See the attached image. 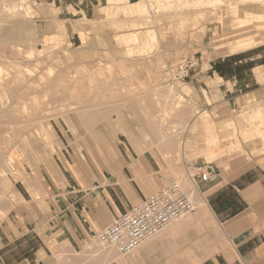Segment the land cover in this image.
I'll use <instances>...</instances> for the list:
<instances>
[{
    "label": "crops",
    "instance_id": "1",
    "mask_svg": "<svg viewBox=\"0 0 264 264\" xmlns=\"http://www.w3.org/2000/svg\"><path fill=\"white\" fill-rule=\"evenodd\" d=\"M94 2L78 0L79 10L83 8L91 20L100 15L102 8L99 0ZM247 2L253 5L245 12L259 13L255 8L262 4ZM251 25L245 23L230 33H225L229 30L218 24L208 25L196 46L198 65L184 80L199 109L211 114L218 148L217 157H208L207 128L200 123L197 125L200 130L193 132L190 129L196 118L178 120L190 128L176 142L184 141L183 144L194 148L182 151L184 162L176 169L192 160L200 165L212 163L220 178L214 182L197 178V197L204 204L196 201L191 218L174 221L128 257L109 264H264L263 143L256 139L246 143L241 137V130L244 133L257 128L251 114L264 112V83L259 80L264 73L261 53L264 44L238 53L219 52L221 44L251 38L235 37ZM103 28L99 25L91 31L80 26L71 34L70 41L83 45L88 37L102 35ZM230 37L234 40L223 41ZM256 99L260 104L252 107ZM248 102L253 104L243 110ZM230 118L231 124L227 122ZM155 130L154 126L150 139L128 138L127 151L114 164L98 166L91 158L82 160L77 154H64L69 157L65 163L61 158L57 160L47 172L46 184L40 187L41 203L18 207L0 225V264H96V253L92 250L95 232L143 202L155 189L165 186L168 174L175 172L159 159L162 154L155 147L162 145V139ZM233 130L244 148L246 145L254 148L245 149L248 157L232 151L237 141ZM135 144L154 148L140 153Z\"/></svg>",
    "mask_w": 264,
    "mask_h": 264
},
{
    "label": "rangeland",
    "instance_id": "2",
    "mask_svg": "<svg viewBox=\"0 0 264 264\" xmlns=\"http://www.w3.org/2000/svg\"><path fill=\"white\" fill-rule=\"evenodd\" d=\"M91 1L94 2L95 0ZM17 2L18 4H22V11L9 13L5 9L6 2L0 0V7L2 6L0 8V33L5 29H9L12 35L11 40L5 41L4 45L0 44L1 64H3L5 69L3 77L7 79V77L11 78L18 75L20 80L16 84L21 83L23 85L22 99L13 105L7 106L6 104L5 111L3 110L4 113L0 115L2 118H0V141L2 142L3 136L6 137L7 133L12 139V150H15L20 156V163L18 162L16 164L17 169L14 166L11 172L7 171V174L12 177L13 186L10 187L5 181L2 182L3 189L6 192V197L4 198L7 199L9 208L2 219H0V225L18 207H29L30 204L37 201L41 203L38 199L40 197L39 191L40 187L46 184L47 172L51 170L52 165H56V161L60 160V158L64 163L67 161L66 159L69 157H64V154L68 156L77 154L79 159L82 160L91 158L98 166L114 164L118 159L117 157H123L122 154H125L127 151L126 143L128 138L132 141L135 139H150L153 128L151 127V123L144 117L145 114L149 115L153 121L168 119L164 121V123L166 122L165 125L169 128L168 131H170L171 135L179 137L181 140L184 131L189 130L190 127H185L181 123H178L179 119L177 120L173 116L174 114L170 116V114L166 115L163 112V105L166 101L163 96L166 94L167 87L174 86L179 90H183L189 84L187 81H172L168 69L169 66H174L183 56H196L197 43L202 32L208 25L218 24L224 27L225 30H229V32L225 33H230L234 32L238 27L239 29L244 27L245 23L246 25L252 24L251 28H248L241 35L235 36L236 38L251 36L253 39L251 40L252 43L248 44L249 41L242 38V41L240 39L235 42L233 41L230 46L221 44L219 46V52L221 53H238L256 45L264 44V21L262 24L255 23L257 19L251 16L250 19H246L245 23L236 24V20L245 16V10L253 5L252 2L242 3L240 0H225V3L221 6L193 7V10L191 9L184 14L186 15V22L180 28L172 26L173 22L171 19L158 17L156 24H154V29L157 30L160 39L158 38L154 46L140 53L138 49L140 43L126 42L120 40L119 36L121 33H124V30L125 32L134 30L140 32L139 34H144L147 27L141 30L139 27L135 29L136 27L128 26L129 17L123 11H119L114 16H105L101 9L108 5V3L104 0H99L102 8H96L100 9V15H96V19L87 23L88 25L83 20L88 18L86 11L83 8L79 10L78 5L80 4L78 0H18ZM124 5L122 2L111 4V6L117 7H124ZM232 5L237 6L239 10L237 15L231 12L230 7ZM257 7L255 8L256 12H264V3ZM133 18L138 19L137 16ZM178 19L179 16L176 18V21ZM3 23L6 24L4 25ZM59 23L64 24V28L62 27L64 30L59 28V25H61ZM23 24L27 27H23ZM99 25L104 26V31H109L107 35L102 31V35H96V38L94 36L93 38L88 37L86 41L84 40L85 43L80 46H77L73 42L74 40L72 42L70 41L71 34L73 35V33L77 32L80 26H86L88 30L92 31V27L95 30V27ZM22 29H24V32L27 30L26 33L29 34L30 38L26 33L24 34ZM16 31L17 33L18 31H22L23 38L26 40H17L16 38H20V36ZM49 32H51V36L46 37L49 35ZM84 37L82 34L83 39ZM229 40H234V37L223 41L227 42ZM44 47L48 50H45L48 53L40 52L39 55V51H37L33 56L28 55L31 48L41 49ZM130 49L134 50H132L133 52L131 54L129 53ZM261 53L264 57V51ZM41 54L47 58L44 59L41 57ZM38 55L40 59H38ZM29 57L31 59L33 58V60L31 61ZM36 61L39 62L37 63ZM16 64H19L21 68L17 69ZM11 67L16 69V71ZM37 67L39 68L36 69ZM49 67L54 69L52 76L48 75ZM38 70L45 74L44 79H41ZM57 77H59L58 80H56ZM259 80L264 83V73ZM70 81L73 83L71 87L69 86ZM182 93L184 95L186 94V102L194 100L192 98L193 93L191 88L188 92L182 91ZM46 94H48L47 98ZM34 96L38 97L39 102L42 104L38 108L37 123L32 122V109L30 111L28 109L33 107L34 110L35 108L32 102ZM96 96L97 99H95ZM178 97L179 94L175 93L172 100ZM74 101L77 103H74ZM24 102L27 103V107ZM249 102L242 107L243 110L253 104ZM57 103H60L62 106ZM254 104L252 107L260 103L257 100ZM60 107H65V110H70L71 123L65 119V116L59 115L63 109ZM195 110L196 112L201 111L199 107ZM215 112L216 110H214V115L217 114ZM236 113L238 112L236 111ZM3 114L7 115L4 116ZM252 122L253 124L258 123L256 125L258 128L264 127V120L259 122L252 120ZM255 130L249 131L248 137L241 130L242 141L248 143L256 139L257 141L262 140V143H264V138L254 134ZM37 138L40 141L35 142ZM105 138L107 140H104ZM23 139L28 140L26 142ZM236 140L238 139L236 138ZM78 141H80L81 147H78ZM2 147H4L2 152L5 154L9 146L3 143ZM134 148L137 152L142 153L154 147L135 144ZM155 148L159 149L162 154L160 159L166 164L168 169L175 168L178 165L181 166L180 164L184 162L182 151L177 157L178 161L175 160L176 163H171L172 160L169 158V155L171 156L172 154L164 153L161 146H156ZM189 148L192 149L194 147H185V149ZM246 148L254 149L250 145H246L244 148V145L238 141L232 151L248 157ZM261 149V153H264L263 146ZM88 150L90 154H88ZM6 158L1 159L2 161L0 160V165L3 166V163H6ZM195 164V161L192 160L185 167H181L180 177L179 172L168 174L165 185L170 179H181V177L183 178L182 181L187 185L189 183V176L195 175L196 173ZM162 187L154 191H158ZM30 191L32 193L35 191L37 196H33ZM196 201L199 204H204L203 200L199 197H196ZM191 217L192 215L186 217V219ZM95 241L96 239L93 238L92 243H98ZM92 248L95 253L99 250L94 248V245H92ZM114 252L115 255L112 261L122 260L129 256L120 255L115 249Z\"/></svg>",
    "mask_w": 264,
    "mask_h": 264
},
{
    "label": "bare ground",
    "instance_id": "3",
    "mask_svg": "<svg viewBox=\"0 0 264 264\" xmlns=\"http://www.w3.org/2000/svg\"><path fill=\"white\" fill-rule=\"evenodd\" d=\"M2 1V0H1ZM6 2L5 4V9L7 10V12L9 13H16L19 11H22L21 7L22 4H18V0H3ZM242 2H247V1H255L258 4H263L264 0H240ZM106 3H108V5H106L104 8H102V12L104 13L105 16H114L116 15L119 11H123L128 17V21L129 24L128 26L131 27H136L135 29H137L139 27V29H143L147 27V30L144 32V34H139L140 32L137 31H130L129 32H125L119 36L120 40L126 41V42H137L140 43V47L139 49V53L142 51H145L147 48L154 46L155 43L158 41L159 38V34L157 32L154 26V24H156V19L158 17H164L167 19H171L172 26H176L177 28L182 27V25L186 22V15H184L187 11L191 10L193 7H203L207 6V7H211V6H221L225 3V0H105ZM124 3V7H117V6H111V4H118V3ZM74 3V2H73ZM49 4V3H48ZM47 6V5H46ZM2 7V6H1ZM0 7V8H1ZM44 7V6H43ZM48 8V7H46ZM45 9V8H44ZM214 9V8H213ZM47 10V9H45ZM193 10V9H192ZM218 10V9H217ZM231 12L234 15H237V13L239 12V10L237 9V6H233L230 7ZM196 11V10H195ZM45 12V11H44ZM89 14V13H88ZM85 15V14H84ZM213 15V14H211ZM138 17L137 18H133V17ZM179 16L178 21H176V18ZM182 16V17H181ZM184 16V17H183ZM209 16V15H208ZM251 16H254V18L257 19V21H264V12H259L257 14H254L253 12L250 11H246L245 12V16L240 18L237 21V25L239 24H243L246 22V19H250ZM192 18V16H191ZM208 18V17H207ZM194 19V18H193ZM26 20V19H25ZM85 21V24L88 25L87 23H90L93 20H90L88 18L83 19ZM120 20V19H119ZM15 21V20H14ZM13 21V22H14ZM109 21V20H108ZM123 21V20H122ZM20 22V19H19ZM102 22V21H101ZM100 22V23H101ZM177 22V23H176ZM21 23V22H20ZM23 23V21H22ZM25 23V22H24ZM103 23V22H102ZM115 23V22H114ZM4 24V23H3ZM6 24V23H5ZM4 24V25H5ZM11 24V23H9ZM7 24V25H9ZM61 25H59V28H64V24L63 23H59ZM117 24V23H116ZM115 25V24H114ZM153 25V26H152ZM22 26V25H21ZM26 26L25 24H23V27ZM27 27V26H26ZM62 28V29H63ZM61 29V30H62ZM13 30V29H12ZM16 30V29H15ZM30 31V29H28ZM64 30V29H63ZM22 31L24 32V29H22ZM22 31H16V33L20 36V38H16L17 40L20 41H24L26 39L23 38V33ZM28 31V33H29ZM178 31V30H177ZM176 31V32H177ZM27 32V30H25L24 34ZM123 32V31H121ZM142 32V31H141ZM161 32V31H160ZM165 33V32H164ZM179 33V32H178ZM27 34V33H26ZM27 36L29 37V34H27ZM163 36V35H162ZM165 36V35H164ZM11 32L9 29H5L4 31H2L0 33V44L4 45L5 41L11 40ZM25 37V36H24ZM26 38V37H25ZM30 38V37H29ZM15 39V40H16ZM34 39V38H33ZM160 39V38H159ZM35 40V39H34ZM43 40V39H42ZM248 40V44L252 43L251 40H253L252 38H248L245 39ZM240 41H242V39H240ZM118 42V41H117ZM34 43V42H33ZM231 43H229L228 45L230 46ZM128 45V43H127ZM130 45V44H129ZM227 45V46H228ZM53 48V46H52ZM58 48V47H57ZM133 48V47H132ZM47 50L45 47L44 48H31L29 51V56H33L37 53V51H39V55L40 52H47L45 51ZM56 50V47H55ZM58 50V49H57ZM133 49L129 50V53L131 54L133 51ZM57 52V51H56ZM48 53V52H47ZM52 53V52H51ZM57 54V53H56ZM152 54V53H151ZM38 55V56H39ZM118 56V55H117ZM145 56V55H142ZM150 56V55H148ZM41 57L42 54H41ZM18 58V57H17ZM26 58V57H25ZM30 58V57H29ZM35 58V56H34ZM38 58V57H37ZM40 59V56L39 58ZM44 59L47 57H43ZM42 58V59H43ZM31 59V58H30ZM29 59V61H30ZM61 59V58H60ZM117 59V58H116ZM120 59V58H119ZM24 60V59H23ZM33 60V58L31 59V61ZM58 60V59H57ZM48 61V60H47ZM46 61V62H47ZM53 61V60H52ZM37 63L39 61H36ZM35 62V63H36ZM56 62V61H55ZM85 62V61H83ZM24 63V62H23ZM26 63V62H25ZM44 63V62H43ZM93 63V62H92ZM8 64V63H7ZM29 64V63H28ZM27 64V65H28ZM47 64V63H45ZM44 64V65H45ZM84 64V63H83ZM59 65V63H58ZM76 65V64H75ZM79 65V64H78ZM82 65V64H80ZM86 65V64H85ZM15 66V65H14ZM25 66V65H24ZM32 66V65H29ZM57 66V65H56ZM83 66V65H82ZM45 67V66H44ZM54 67V66H52ZM58 67V66H57ZM77 67V66H76ZM89 67V66H88ZM13 68V67H11ZM16 68L20 69L21 66H19V64H16ZM39 67H37L36 69H38ZM84 68H86V66H84ZM14 69V68H13ZM89 69V68H88ZM16 71V69H14ZM78 70V69H77ZM93 70V69H92ZM25 71V69H24ZM32 71V70H31ZM84 71V70H83ZM87 71V69H86ZM5 69L3 64H1V57H0V115L2 113H4V109H5V105H13L15 102H19L20 99H22L23 96V85L21 83L16 84V82L18 83V81L20 80V77L14 76V77H7V79H4V73ZM39 72V70H38ZM31 73V72H30ZM32 73L34 74V72L32 71ZM41 77V79H44V75L42 72L38 73ZM54 74V69L49 67L48 69V75L52 76ZM36 75V73L34 74ZM38 76V75H37ZM59 76V75H58ZM26 78V77H25ZM59 77L56 78V80H58ZM79 80V79H78ZM32 81V80H31ZM38 82V81H37ZM42 82V81H41ZM70 83H72L70 81ZM69 83V86L71 87L73 85ZM33 84V81H32ZM35 84V83H34ZM49 84V83H48ZM36 85V84H35ZM43 85V83H42ZM46 85V84H45ZM38 86V85H37ZM45 87V86H44ZM43 87V88H44ZM164 87V86H163ZM37 88V87H36ZM48 89V87H46ZM106 88V87H105ZM45 89V88H44ZM42 90V89H40ZM190 90L189 85H186L185 88L183 90H179L177 89V87L175 88L174 86L171 87H167L166 88V94L164 97V99H166L165 104L163 105V112L166 113V115L171 116V114H174L173 116L176 117V119L181 120V122H183L184 120H187L190 116L194 117L197 119V122L194 126H192L191 131H196L198 128L197 125H199L200 123L203 124L206 128L207 131L209 132L210 138L208 140V151H209V156L208 157H217V154L215 153L216 149L218 148L217 145V140L215 139V135H214V130L213 128V119L211 118L210 113L207 110L204 111H197L195 109H198V103L195 100H192L191 102H186L185 100V96L183 92H188ZM109 92V91H108ZM38 93V92H37ZM36 93V94H37ZM62 93V92H61ZM175 93L179 94V97L177 99L172 100V98L174 97ZM71 94V92H70ZM98 94V92H97ZM188 94V93H187ZM46 94V98H47ZM115 95V94H114ZM190 95V94H188ZM113 96V95H111ZM110 97V96H109ZM95 99H97V96L95 97ZM110 99V98H109ZM17 100V101H16ZM190 100V99H189ZM257 100V99H256ZM26 101V100H25ZM51 101V100H50ZM185 101V102H183ZM32 102L34 103V110L33 107L28 108L29 111L30 109H32L31 111V116H32V122L37 123L38 120V112H39V105L41 104L39 102L38 97L34 96ZM85 102V101H83ZM89 102V101H88ZM86 102V103H88ZM128 102V101H127ZM25 103V102H24ZM67 103V102H66ZM65 103V104H66ZM71 103V102H69ZM74 103H77L74 101ZM81 103V102H80ZM51 104V103H50ZM60 104V103H57ZM56 104V105H57ZM63 104V103H62ZM140 104V103H139ZM27 105V103H25V106ZM42 105V104H41ZM61 105V104H60ZM70 105V104H69ZM59 106V105H57ZM62 106V105H61ZM68 106V105H67ZM100 106V105H99ZM140 106V105H139ZM27 107V106H26ZM41 107V106H40ZM52 107V106H50ZM66 107V106H65ZM65 107H60L62 109V112L59 115H63L65 116V119L67 121H71V116H70V110H65ZM71 107V105H70ZM69 107V108H70ZM141 107V106H140ZM18 108V107H17ZM67 108V107H66ZM90 108V107H89ZM95 108V107H94ZM120 108V107H119ZM27 109V108H26ZM4 110V111H3ZM23 110V109H22ZM43 112V111H41ZM11 113V112H10ZM144 113V112H143ZM164 113V114H165ZM30 114V113H29ZM84 114V113H83ZM113 114V113H112ZM4 115V114H3ZM2 115V116H3ZM7 115V114H5ZM4 115V116H5ZM57 115V116H59ZM112 116V115H111ZM165 116V115H164ZM55 117V116H54ZM144 117L148 120L149 123H151V127L153 128L155 126V131L157 134L160 135L162 141V145L161 147L163 148V152L166 154H172L171 156L169 155V158H171V163H176L175 160H177V157L179 155V153L181 151H185V147H190V145H185L183 144L182 141H178L176 142V138L175 136L171 135L169 128L165 125L164 121L168 120V119H161L160 121H153V119L150 118L149 115L145 114ZM155 117V116H154ZM153 117V118H154ZM1 118V117H0ZM17 118V117H16ZM43 118V117H42ZM61 118V117H60ZM251 118L254 122H259L264 120V112L262 110H259L257 113H255L254 115L251 114ZM2 119V118H1ZM107 119V118H106ZM151 119V120H150ZM5 120V119H4ZM153 121V122H152ZM232 119L228 120L227 122L229 124L232 123ZM71 123V122H70ZM174 123V122H173ZM235 123V122H234ZM177 124V123H176ZM178 125V124H177ZM172 126V125H170ZM72 127H74L72 125ZM215 127V125H214ZM173 128V126H172ZM221 128V127H220ZM176 129V128H175ZM217 129V128H216ZM75 130V129H74ZM200 129H198L199 131ZM203 131H205L206 129H202ZM201 130V131H202ZM237 130V129H236ZM121 132H123L120 129ZM172 131V130H171ZM197 131V132H198ZM174 132V131H173ZM178 133V132H177ZM196 133V132H195ZM194 133V134H195ZM201 133V132H200ZM204 133V132H203ZM219 134V132H217ZM12 134V133H11ZM235 134V130L232 131V135ZM244 134L248 137L249 135V131L248 132H244ZM254 134L256 136H260L262 138H264V130L263 128H256V130L254 131ZM5 135V134H4ZM10 135V134H9ZM100 136V135H99ZM185 136V135H184ZM235 136V135H234ZM245 136V137H246ZM22 137V136H21ZM146 137V136H145ZM221 137V136H220ZM232 137V136H231ZM20 138V137H19ZM147 138V137H146ZM234 138V137H233ZM235 138H237L235 136ZM15 139V138H14ZM79 139V138H78ZM208 139V138H207ZM206 139V140H207ZM3 140H5L3 142ZM16 140V139H15ZM24 141L27 142L28 139H23ZM35 142L40 141L39 138L35 139ZM104 140H107V138H105ZM189 140V139H188ZM230 140V139H229ZM239 140V139H238ZM238 140L235 141L236 144L238 143ZM18 141V140H17ZM23 141V143H24ZM82 141V140H81ZM222 141V140H221ZM5 143L7 144V146H9L8 150L6 151V153L4 154V152H2V149L4 147H2V144ZM83 144V142H81ZM16 144V143H15ZM78 147H81L80 141H78ZM26 145V144H25ZM27 146V145H26ZM221 146V145H220ZM262 146L264 147V143L262 144ZM13 144H12V139L11 136H8L6 133V137L3 136L2 142L0 141V160L6 158L7 161L6 163L2 162L4 165H0V219H2L3 215H5L6 211L8 210V201L6 198V192L3 189V185L2 182L5 181V183L12 187L13 186V182H12V177H10L9 174H7V171L11 172L15 166V168L17 169L16 164L19 162V155L15 150H12ZM229 147V146H228ZM232 147V146H231ZM234 147V146H233ZM83 149V148H82ZM229 149V148H228ZM6 150V149H5ZM80 151V150H79ZM89 151V150H88ZM228 151V150H227ZM260 151V150H259ZM143 153V152H142ZM229 153V152H228ZM90 154V151L89 153ZM88 158V157H85ZM160 159V158H159ZM2 161V160H1ZM17 161V162H16ZM175 161V162H174ZM178 161V160H177ZM15 163V164H14ZM20 163V162H19ZM19 166V165H18ZM164 167V166H163ZM177 166H175V168H172L175 170L176 173L179 172V177H180V169H176ZM180 168V167H179ZM40 171V170H39ZM17 173V171H16ZM12 174V173H11ZM122 175V174H121ZM120 175V176H121ZM173 175V174H172ZM37 176V173H36ZM62 176V175H61ZM183 178L181 177V180ZM37 180V178H36ZM39 180V179H38ZM188 181V180H186ZM29 184V183H28ZM26 185V184H25ZM32 185V184H31ZM30 185V186H31ZM27 186V185H26ZM31 190V189H30ZM32 191V190H31ZM30 191V192H31ZM32 193V192H31ZM33 196L35 195V197L37 196V193L35 191H33ZM31 194V195H32ZM13 201V200H11ZM147 241V240H146ZM144 241L142 243V245L146 242ZM95 242H98L97 240ZM92 245H94V248L99 249L96 253V264H108L113 260V257L115 255L114 249L113 248H107V247H102V245L98 242V243H92ZM142 245H140L139 247H141ZM91 246V245H90ZM139 247H137L136 249H138ZM135 249V250H136ZM134 250V251H135ZM133 251V252H134ZM132 252V253H133ZM120 254V253H119ZM118 255V254H117ZM122 255V254H120ZM91 264V263H90ZM94 264V262H93Z\"/></svg>",
    "mask_w": 264,
    "mask_h": 264
},
{
    "label": "built area",
    "instance_id": "4",
    "mask_svg": "<svg viewBox=\"0 0 264 264\" xmlns=\"http://www.w3.org/2000/svg\"><path fill=\"white\" fill-rule=\"evenodd\" d=\"M197 65L196 56H183L174 66H169L171 80L184 81ZM195 168L196 173L189 176L187 185L181 179H171L143 202L100 227L95 232V239L104 247L130 255L144 241L153 238L174 221L192 215L196 210L197 178L204 182H214L220 178L212 163H197Z\"/></svg>",
    "mask_w": 264,
    "mask_h": 264
}]
</instances>
